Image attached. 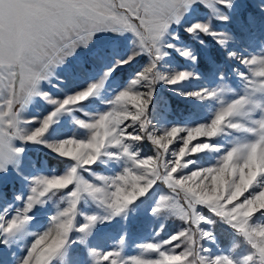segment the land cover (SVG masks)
<instances>
[{
	"label": "snow or ice",
	"instance_id": "obj_1",
	"mask_svg": "<svg viewBox=\"0 0 264 264\" xmlns=\"http://www.w3.org/2000/svg\"><path fill=\"white\" fill-rule=\"evenodd\" d=\"M0 264H264V0H0Z\"/></svg>",
	"mask_w": 264,
	"mask_h": 264
},
{
	"label": "rangeland",
	"instance_id": "obj_2",
	"mask_svg": "<svg viewBox=\"0 0 264 264\" xmlns=\"http://www.w3.org/2000/svg\"><path fill=\"white\" fill-rule=\"evenodd\" d=\"M193 86H195V84L193 85ZM147 150V149H146ZM53 166L55 167V163L53 162ZM153 223H156V224H158L159 223V221H154ZM170 230V229H169ZM143 238L146 240L147 238H148V233L147 232H145L144 234H143ZM128 248H127V252H128V254H134L135 253V250L131 247V241H129L128 242Z\"/></svg>",
	"mask_w": 264,
	"mask_h": 264
}]
</instances>
